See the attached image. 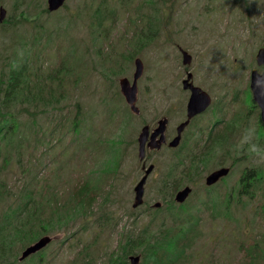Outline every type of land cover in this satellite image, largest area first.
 Masks as SVG:
<instances>
[{
	"label": "rangeland",
	"instance_id": "obj_1",
	"mask_svg": "<svg viewBox=\"0 0 264 264\" xmlns=\"http://www.w3.org/2000/svg\"><path fill=\"white\" fill-rule=\"evenodd\" d=\"M148 1L151 3L150 0L105 3L67 0L59 11L42 13L38 8H47V0H0V7L7 11V20L0 26V75L8 70L7 63L20 62L22 57H27L34 83L37 74L47 78L66 60L74 71L67 77L70 92L64 106L70 119L81 113L82 132L60 128L51 134L48 131L51 119L40 109L29 106L30 111L38 112V123L48 131L47 143L41 148L43 169L31 182L52 185L63 200H68L85 181L97 185L99 191L97 205L80 223L86 227L77 225L49 234L53 240L37 264H106V254L117 250L121 234L146 226L149 209L155 203H163L166 210L163 216L168 215L167 204L173 191L163 181L171 167L179 165L182 149L178 148L148 152L149 164L154 159L156 170L146 185L145 204L133 208L134 188L142 177L137 139L143 126L154 125L172 103L176 108L172 104L171 112L180 121L186 102L182 80L187 72L194 75V82L201 88L214 92L226 83L223 79L234 80L239 85L253 69L259 68L256 55L264 48V0H154L152 4L160 8L159 24L154 21V9ZM97 7L103 13L112 12L102 25L99 16L95 17ZM21 13L30 16L31 22L19 24ZM149 37L154 38L151 43H147ZM181 49L192 56L190 64H183ZM136 58L144 64V74L138 82L140 116L131 112L119 85L124 77L133 80ZM21 121L29 126L32 119L24 115ZM252 130L250 141L258 145L259 155L249 152L251 143H242L245 135L240 131L236 136V151L233 149L230 158L218 152L215 162L198 171L196 180L201 183L196 185L185 206V210L202 219L199 227L202 236L193 246L190 264H238L244 259L243 251L236 248L241 234L236 225L228 227L236 222L214 220L212 210L204 203L207 199L216 204L235 189L237 194L246 170L264 169L261 163L264 142L253 140L257 129ZM25 144L27 161L34 145L28 141ZM238 154H246L251 160L239 159ZM235 157L238 160L226 182L212 187L205 184L209 173L230 166ZM18 159L13 155L12 164L0 176L12 193L22 180ZM260 175L262 180L252 191L254 197L251 200L248 196L240 197L232 203L233 215L239 214L246 220L243 226L248 231H245L248 242L249 235L257 229L264 232L263 226H250L255 225L253 219H261L256 210L261 202L264 204V172ZM178 181L174 179V185L170 183L176 186ZM106 215L112 217L111 221L100 226L99 218L102 221ZM75 232L78 233L72 238ZM87 245L89 256L81 257L79 252ZM24 248L18 246L15 251L21 255Z\"/></svg>",
	"mask_w": 264,
	"mask_h": 264
},
{
	"label": "trees",
	"instance_id": "obj_2",
	"mask_svg": "<svg viewBox=\"0 0 264 264\" xmlns=\"http://www.w3.org/2000/svg\"><path fill=\"white\" fill-rule=\"evenodd\" d=\"M106 1L103 0V3ZM152 1L154 0L147 3L153 6L154 21L159 24L160 8L153 5ZM20 7L19 5L18 8ZM38 9H41L42 13H49L43 6ZM111 13H103L98 7L95 17L99 16L98 21L102 25L103 20ZM25 21L31 22V18L21 13L19 24ZM153 39L149 37L147 43H151ZM7 66L8 70H3L0 75V176L7 171L9 164H12L13 155H17L20 159L18 161L22 180L14 193L7 188L5 181L0 180V264H17L18 252L15 248L18 246L27 247L41 236L69 230L72 226L79 225L84 229L86 224L80 223L87 219L97 205L99 191L97 185L93 186L89 181H85L71 193L68 200H63L59 197L61 194L57 192L58 190L55 191L52 185L42 184L41 181L31 182L38 177V168L42 165L43 156L40 152L47 143L48 131L53 134L60 128H67L71 131L75 129L79 134L82 132L81 113L78 112L72 119L65 113L69 112L66 111L64 104L69 99L70 87L67 77L74 72L72 65L68 60L63 61L47 78L37 74L35 83L27 57H22L20 62L13 60L7 63ZM76 78L80 80L78 76ZM21 106L25 107L19 110ZM29 106L40 109L41 113L51 119L52 126H49L48 131L41 122L38 123V112L30 111ZM77 108L80 109V106L78 105ZM24 115L32 119L30 123L28 122L29 126L21 121ZM32 126L34 129L30 130ZM25 141L34 145L29 157L31 161L29 159L26 161L28 155ZM241 155L238 154L239 157ZM197 174L198 171H195V175ZM163 182L165 186H170L171 177L167 175L166 181ZM244 185L248 188L247 182ZM227 195L229 196L217 201L216 204L207 202L206 199L204 205L212 210L214 220L222 219L225 223L236 222L228 227L236 225L238 233L241 234L236 248L243 251L244 259L238 264H264V232L257 229L249 235L250 241H246L248 237L245 231H248L243 226L246 220L238 213L237 216L233 215V199L239 201L238 198L247 197L249 194L237 193V197L232 196L231 193ZM208 197L214 199V196ZM171 199L167 204L168 215L163 216L165 207L158 210L149 209L150 220L143 229H135L127 235L121 234V239L115 248L117 250L106 254V264H131L130 258L133 256H140L139 264H190L193 258V246L202 236L199 232L202 219L192 211L185 210L186 205L178 206ZM244 201L246 202L245 199ZM259 208L256 213L261 219H253L255 225L250 226L264 227L262 202ZM101 219L99 218L98 223L104 226L112 217L106 215L105 219L102 221ZM76 233L78 232L73 233L72 238ZM217 239L222 241L221 236H217ZM79 255L85 258L89 256L88 245L80 250ZM42 258L43 255L39 260Z\"/></svg>",
	"mask_w": 264,
	"mask_h": 264
},
{
	"label": "flooded vegetation",
	"instance_id": "obj_3",
	"mask_svg": "<svg viewBox=\"0 0 264 264\" xmlns=\"http://www.w3.org/2000/svg\"><path fill=\"white\" fill-rule=\"evenodd\" d=\"M181 51L183 55L184 50L181 49ZM137 59L140 58H136L135 62ZM183 60H184V55H183ZM258 71L262 75L264 72V67L263 66L259 67ZM190 75L192 76V78L190 79L189 83L186 84V86L190 87V85H193L197 88H200L203 92H205L209 96L211 101L210 106H208L204 111L197 113L192 117H189L188 114V104L191 98L192 91L190 89L184 88L185 86L184 82L189 79ZM222 81L226 83H224L221 86V88H219L218 90L219 94H218L217 93L218 91L213 92L201 88L200 85L194 82V75L191 72H187L186 77L182 80V86H183L182 92L185 94L186 102L184 101L185 102L184 108L181 106V108L183 109L180 114L181 115L180 121H176L175 117L178 115H174L171 112V108L173 104L172 103L167 107L166 111H164L165 112L164 116H162L160 119H157L154 125L146 124L142 128V130L145 127L149 128V136L145 146L146 157L143 160H140L139 158L141 164L142 177L144 176L146 170L150 166L153 165L155 168L153 173L156 170V165L155 163H153L154 159L152 160V163L149 164L150 158L148 157V152L150 150L152 152H155V151H160L163 148H167L169 150H175L177 148L182 149V155H180L181 159L178 161L180 168L177 169V166L174 165V167H171L170 172H168V176L171 177V182L173 185H174V179L179 180L178 181L179 183L176 186L170 185V188L173 191L172 200L175 198L176 194L179 191L187 187H191L193 189L192 194L190 195L188 200L192 197L194 193V188L198 183H201V180L197 182L196 180L197 175H195V171H200L201 169H205V167L210 165L212 161L215 162V160H217L216 153L218 152H222L223 155H227L228 158H230L232 156L233 149L236 151L235 146L238 141V140L236 141V136L240 131H243V135H245V138H243L244 141L245 139H247V142H245L244 144L251 143L248 146V148H250L253 144H256V143H252L253 141H250V138H252L253 135L252 129L254 128L257 130H255L256 131L254 133L255 139L253 140H255L256 142H264V121L262 118V109L259 106V104L256 102L254 93L252 91V73L248 76L246 81H241L242 83L239 85L235 83L236 81L231 79H223ZM130 82L133 83V80ZM183 100L184 97L182 99V103H181L182 105H183ZM138 101H139V93H138ZM173 105L174 108H176V104ZM132 113L137 116H140L141 110L139 113H134V112ZM186 122H188V124L181 133V140L179 145L177 147H171L170 144L179 136L178 133L179 127ZM162 124L163 127L165 128V134H164L165 141L161 145L160 139L162 137V134L160 133L153 140H152V136L154 133H156V131L160 127H162ZM151 144H155V145L160 144L161 147L154 148L153 146H151ZM137 145H138V156H139V137L137 139ZM262 145H264V143ZM242 155L239 157V159L243 158L247 161L251 160L248 159L249 157L246 154H242ZM232 161L233 163L230 166H225V167L223 166L219 168V169L227 168L230 171L227 176L222 177L214 185H217L218 183L226 182L229 179L228 177L231 175L235 167V162L237 161V158L236 157L233 158ZM219 169H216L211 173H209L205 178V182L212 173H214ZM262 172H264V169L262 170L260 169V171H258L256 168L246 170L244 173L246 177L242 176L240 178L239 184H242V186L238 190V194L242 192H246L249 194L248 196L249 198H253L254 192L251 191L256 190L255 188L257 187L258 182L262 180L260 175ZM245 182H247L248 188H246V186L244 185ZM235 192L236 189L233 191V194H235Z\"/></svg>",
	"mask_w": 264,
	"mask_h": 264
},
{
	"label": "water",
	"instance_id": "obj_4",
	"mask_svg": "<svg viewBox=\"0 0 264 264\" xmlns=\"http://www.w3.org/2000/svg\"><path fill=\"white\" fill-rule=\"evenodd\" d=\"M66 0H47L48 3V10L50 12H54L62 8L65 4ZM6 18V10L1 7L0 8V22L2 23ZM184 55V60L183 63L184 65H188L191 63V55L188 54L187 52H183ZM256 61L258 66H264V48L260 49L256 55ZM136 66V71L134 74L133 78V83L130 82L128 78L121 79L120 81V88L123 96L125 97L126 102L128 105L131 107V110L134 113H139L140 110L137 106V101H138V93H139V88H138V81L142 78L143 73H144V64L141 59H137L135 62ZM192 76H189V79L184 82L185 89H190L192 91L191 98L188 104V114L189 117H192L196 115L197 113H200L204 111L208 106H210L211 101L209 96L203 92L200 88H197L193 85H190V87H187L186 84L189 83L190 79ZM264 72L261 75L256 69L252 70V91L254 93V97L256 102L259 104V106L262 109V118L264 121ZM188 122L182 124L179 129L178 133L179 136L170 144L171 147H177L180 143L181 140V133L186 127ZM162 134V137L160 139V143L165 141V128L160 127L156 133L153 134L152 140L156 138L159 134ZM149 136V128L145 127L142 132L140 133L139 136V158L140 160H143L146 157V142L148 140ZM161 145H155L151 144L154 148H160ZM154 171V166H150L147 170L145 175L140 179V181L137 183L135 186V198H134V203H133V208H138L144 204V196H145V189H146V184L149 176L152 174ZM229 169L227 168H222L220 170L215 171L212 173L206 180V184L208 186L216 184L222 177L228 175ZM192 193V188L187 187L181 191H179L176 194L175 201L177 203H184L190 194ZM162 204L160 202H157L153 205L154 208H160ZM52 241L51 237H43L41 238L37 243L34 245L28 247L22 254V260L28 258L32 254L37 253L38 251L44 249L46 246H48ZM141 261L140 256H133L130 258L131 264H139Z\"/></svg>",
	"mask_w": 264,
	"mask_h": 264
},
{
	"label": "clouds",
	"instance_id": "obj_5",
	"mask_svg": "<svg viewBox=\"0 0 264 264\" xmlns=\"http://www.w3.org/2000/svg\"><path fill=\"white\" fill-rule=\"evenodd\" d=\"M247 142V139H245V141H243L242 143ZM250 153H255L257 155H259V149H258V145L257 144H253L250 149H249ZM261 163H264V159H262Z\"/></svg>",
	"mask_w": 264,
	"mask_h": 264
}]
</instances>
